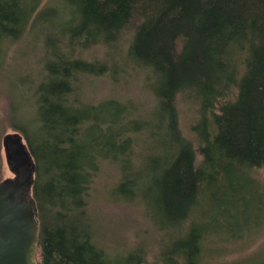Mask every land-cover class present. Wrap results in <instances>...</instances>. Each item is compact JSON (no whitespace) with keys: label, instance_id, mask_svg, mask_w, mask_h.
Segmentation results:
<instances>
[{"label":"trees","instance_id":"obj_1","mask_svg":"<svg viewBox=\"0 0 264 264\" xmlns=\"http://www.w3.org/2000/svg\"><path fill=\"white\" fill-rule=\"evenodd\" d=\"M41 3L0 0V66L29 26L57 29L42 33L34 114L12 125L36 163L38 264H147L139 249L111 254L95 240L87 202L103 166L119 171L113 192L141 198L160 225L184 222L208 201L213 229L263 218L264 179L254 170L264 163V0H63L56 16ZM124 41L128 60L152 75L155 100L144 115L119 99L76 96L81 75L108 66L77 48ZM179 94L198 105L199 163L180 131ZM207 230L192 221L182 241L171 235L163 261L200 264Z\"/></svg>","mask_w":264,"mask_h":264},{"label":"rangeland","instance_id":"obj_2","mask_svg":"<svg viewBox=\"0 0 264 264\" xmlns=\"http://www.w3.org/2000/svg\"><path fill=\"white\" fill-rule=\"evenodd\" d=\"M43 6L56 7L55 16L65 10L63 0H42ZM53 27L47 23L29 26L23 37L10 43L4 53L0 66V181L13 176L6 162L3 136L19 131L12 126L19 118L34 114L35 86L43 78V60L47 57L42 33L49 29L57 31ZM127 43L120 42L115 47L97 44L86 49L77 48L76 54L84 59L108 64L98 75H81L76 82L78 99L87 103L119 99L141 115L152 109L155 100L150 85L152 75L147 67L134 65L128 60L125 55ZM177 108L180 131L193 144L199 163L203 157L199 151L200 140L193 129L199 120L198 105L179 94ZM254 173L263 180L264 163L256 167ZM118 174L117 168L110 165L96 172L87 202L95 240L111 254L126 255L132 249H139L147 264H167L163 261V252L167 251L166 256H170L168 253L174 246L171 240L182 241L191 222L196 221L208 229L203 236L200 264H264V215L258 223L253 217L252 221L240 225L213 229L211 222L216 214L211 211L208 201L206 205H196L184 222L174 221L173 224L166 218L165 224H161L163 230L157 227L161 226L160 223L150 216L141 198L129 199L113 192ZM251 210L254 214L257 212L254 206Z\"/></svg>","mask_w":264,"mask_h":264},{"label":"water","instance_id":"obj_3","mask_svg":"<svg viewBox=\"0 0 264 264\" xmlns=\"http://www.w3.org/2000/svg\"><path fill=\"white\" fill-rule=\"evenodd\" d=\"M2 143L13 176L0 181V264H38L35 159L19 131L6 133Z\"/></svg>","mask_w":264,"mask_h":264}]
</instances>
